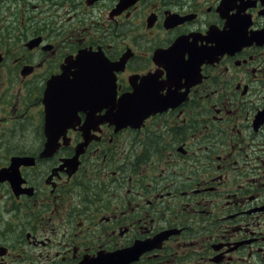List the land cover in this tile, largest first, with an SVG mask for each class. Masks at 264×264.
<instances>
[{"label":"flooded vegetation","instance_id":"obj_1","mask_svg":"<svg viewBox=\"0 0 264 264\" xmlns=\"http://www.w3.org/2000/svg\"><path fill=\"white\" fill-rule=\"evenodd\" d=\"M81 263L264 264V0H0V264Z\"/></svg>","mask_w":264,"mask_h":264},{"label":"bare ground","instance_id":"obj_2","mask_svg":"<svg viewBox=\"0 0 264 264\" xmlns=\"http://www.w3.org/2000/svg\"><path fill=\"white\" fill-rule=\"evenodd\" d=\"M13 2V1H12ZM51 3V2H50ZM5 4V3H4ZM12 6V5H11ZM18 6V5H17ZM53 6H54V4H53ZM31 7V6H30ZM11 10V9H10ZM23 129V128H22ZM28 129V128H27ZM28 136V135H27ZM13 137V136H12ZM161 146V145H160ZM155 147V146H154ZM136 173V172H135ZM138 173V172H137ZM119 185V184H118ZM152 212V211H151Z\"/></svg>","mask_w":264,"mask_h":264}]
</instances>
